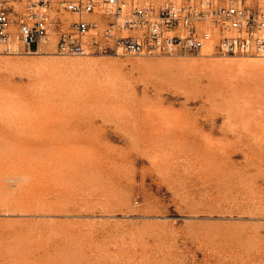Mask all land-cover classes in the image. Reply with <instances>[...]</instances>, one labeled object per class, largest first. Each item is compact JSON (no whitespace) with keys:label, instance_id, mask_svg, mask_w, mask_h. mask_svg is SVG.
I'll use <instances>...</instances> for the list:
<instances>
[{"label":"rangeland","instance_id":"rangeland-1","mask_svg":"<svg viewBox=\"0 0 264 264\" xmlns=\"http://www.w3.org/2000/svg\"><path fill=\"white\" fill-rule=\"evenodd\" d=\"M54 52L0 53V264H264V56Z\"/></svg>","mask_w":264,"mask_h":264},{"label":"built area","instance_id":"built-area-1","mask_svg":"<svg viewBox=\"0 0 264 264\" xmlns=\"http://www.w3.org/2000/svg\"><path fill=\"white\" fill-rule=\"evenodd\" d=\"M65 13L77 16L64 17ZM264 56V0H0V53Z\"/></svg>","mask_w":264,"mask_h":264},{"label":"bare ground","instance_id":"bare-ground-1","mask_svg":"<svg viewBox=\"0 0 264 264\" xmlns=\"http://www.w3.org/2000/svg\"><path fill=\"white\" fill-rule=\"evenodd\" d=\"M7 104V102H0V113L3 111V109L7 106L6 105ZM18 124V125H17ZM19 124H22V122H20L19 123V120H14V119H12V116H11V118L9 119V121H8V125L9 126H15L16 127V130L19 132L20 131V128H22V127H19V126H21V125H19ZM17 134L18 133H16V136H17ZM20 136V135H19ZM21 136H22V138L19 140V143L17 144V147H18V150L15 152V150L13 151V157H26V156H24L23 155V152L26 150H28V147H27V142H28V140H27V137H26V135H23V134H21ZM20 174H21V172H20ZM21 176V179L23 180V181H25L27 178V176L24 174H21L20 175ZM29 185H30V183H28ZM24 186H26V185H24ZM24 188H26V190L28 191L29 189H28V187L26 186V187H24ZM30 188V187H29ZM14 194H16V193H14V191L11 189V188H9L8 186H7V190L6 191H4L3 193H2V195H1V197L3 198V199H7V198H10V197H12V196H14ZM20 196V195H19ZM21 197V196H20ZM21 199V198H20ZM27 199V198H26ZM23 200H24V197H23ZM37 205V204H36ZM36 208V207H35ZM29 247V246H28ZM27 247V248H28ZM30 248V247H29ZM32 250V249H31ZM30 253V252H29ZM39 255V254H38ZM11 256V255H10ZM5 257V256H4ZM8 257V256H7ZM35 258V257H34ZM39 258V257H38ZM5 259V258H4ZM36 260V259H35ZM42 260V259H41ZM61 262V261H60ZM39 263V262H38ZM42 263V262H41ZM40 263V264H41ZM44 264H45V261H44Z\"/></svg>","mask_w":264,"mask_h":264}]
</instances>
